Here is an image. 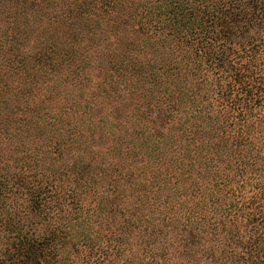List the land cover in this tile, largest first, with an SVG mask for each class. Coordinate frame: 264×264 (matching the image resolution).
<instances>
[{
    "label": "trees",
    "instance_id": "trees-1",
    "mask_svg": "<svg viewBox=\"0 0 264 264\" xmlns=\"http://www.w3.org/2000/svg\"><path fill=\"white\" fill-rule=\"evenodd\" d=\"M11 1L2 208L25 173L46 181L32 196L40 207L69 164L65 176L95 190L99 172L115 171V201L92 213L120 223L107 237L117 254L153 256L179 226L200 236L196 264H264V0ZM250 217L255 237L238 227ZM91 225L71 238L98 245ZM223 230L229 249L213 258Z\"/></svg>",
    "mask_w": 264,
    "mask_h": 264
},
{
    "label": "rangeland",
    "instance_id": "rangeland-1",
    "mask_svg": "<svg viewBox=\"0 0 264 264\" xmlns=\"http://www.w3.org/2000/svg\"><path fill=\"white\" fill-rule=\"evenodd\" d=\"M37 1L61 5L68 0ZM17 7L14 6L11 0H0V30L4 29V21L7 18L8 11L10 9L15 10ZM1 33L2 31H0V59L4 60V56L7 54L5 49L8 42L1 37ZM35 43L33 39L27 42V46L33 47ZM108 145L109 143L106 142L104 147L100 145L98 149H107L109 148ZM71 166L69 164V167H66L64 174L60 175L58 173L57 177L59 178L54 181L58 186L57 191L61 193L50 197L51 194L47 190V200L42 199L40 207H37V204L33 202L32 196L35 197V194L39 191L37 188L42 190L45 188V180L39 183V178L28 176L29 174L25 173L24 176L27 178L25 184L16 186L13 188V192H9L8 199L11 202L10 205H7L9 210H4L0 205V264H31L32 261H34V264H122L123 262L134 264L137 260L143 264H196L203 251H201V244L193 243L192 240L199 241L200 236L197 232V235L191 238L189 229L185 231L182 228L179 229V226L173 229L174 232L168 239L156 238L155 246L157 248L153 256L141 255L136 246H134L136 253L117 254L114 243L108 246L107 237L112 235L111 231L119 227L120 223L116 224L111 218H107L110 216L108 212L100 214L101 217H97L96 214L92 213L98 204L96 202L101 197L104 196V202L108 197L115 201L116 194H107V192H110V186L113 185L112 178L115 176V171L109 172L108 175L99 172V182H97L99 184H95V190L91 185L77 186L71 177H66V174L70 175L72 173L69 169ZM50 183L47 184V189L50 187ZM107 187L109 188L107 189ZM80 189L84 191L81 192ZM72 192L74 195H69ZM76 192L79 194H76ZM82 204L84 208H89L90 211L85 213L80 210L79 207ZM102 218H107L108 221L102 220ZM90 222L92 227L88 234L96 239H99V234L103 235L101 240L97 242L98 245L91 246L85 244L82 240L76 242V237L71 238L75 229L78 230L83 226L87 227ZM107 223L109 226H106ZM237 223L240 229L246 228L252 236L254 234L252 229L255 226V228L258 227L252 219L251 222H247L246 218H243L242 221L238 219ZM225 234V230H223L220 235L221 240L218 246L215 247L216 251L213 258L220 256L223 248L229 249ZM59 235H61V238H59ZM31 245L33 246L31 252L34 258L31 257V253L28 254L30 251L27 250V247ZM231 247L233 246L231 245ZM202 263V260L198 261V264Z\"/></svg>",
    "mask_w": 264,
    "mask_h": 264
}]
</instances>
